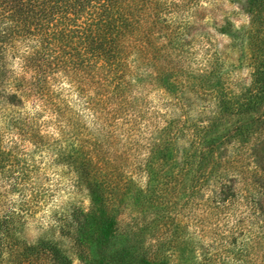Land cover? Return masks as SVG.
Wrapping results in <instances>:
<instances>
[{
	"label": "trees",
	"instance_id": "16d2710c",
	"mask_svg": "<svg viewBox=\"0 0 264 264\" xmlns=\"http://www.w3.org/2000/svg\"><path fill=\"white\" fill-rule=\"evenodd\" d=\"M220 1L0 0V264H264V0ZM44 154L90 198L59 241L24 234Z\"/></svg>",
	"mask_w": 264,
	"mask_h": 264
},
{
	"label": "rangeland",
	"instance_id": "374dc122",
	"mask_svg": "<svg viewBox=\"0 0 264 264\" xmlns=\"http://www.w3.org/2000/svg\"><path fill=\"white\" fill-rule=\"evenodd\" d=\"M217 7L214 14L218 20L226 16L236 27L247 25L248 17L243 8V0H222ZM214 34L217 48L224 52L229 69H232V78L248 83L250 80L249 69L244 64L239 66L235 61L236 53L229 48L228 37L216 32ZM152 97L156 96L152 95ZM32 163H34L32 166L34 172L31 174V180L35 182V204L27 217L24 234L29 241L39 238L59 241L57 220L72 205L88 208L90 205L89 195L83 187L75 184L73 175L66 167L55 164L48 155H36ZM144 181L145 179L142 177L140 182ZM136 212V209L130 206V201H126L118 214L119 229L130 230V222ZM60 244L74 264H78L79 261L70 242L64 240Z\"/></svg>",
	"mask_w": 264,
	"mask_h": 264
}]
</instances>
